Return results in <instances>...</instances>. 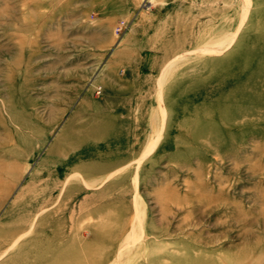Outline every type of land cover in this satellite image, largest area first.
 Returning a JSON list of instances; mask_svg holds the SVG:
<instances>
[{"label": "rangeland", "instance_id": "374dc122", "mask_svg": "<svg viewBox=\"0 0 264 264\" xmlns=\"http://www.w3.org/2000/svg\"><path fill=\"white\" fill-rule=\"evenodd\" d=\"M0 264H264V0H0Z\"/></svg>", "mask_w": 264, "mask_h": 264}, {"label": "bare ground", "instance_id": "6f19581e", "mask_svg": "<svg viewBox=\"0 0 264 264\" xmlns=\"http://www.w3.org/2000/svg\"><path fill=\"white\" fill-rule=\"evenodd\" d=\"M122 25H124V26L126 25V22L124 20L122 21ZM207 49H209V48H207Z\"/></svg>", "mask_w": 264, "mask_h": 264}, {"label": "built area", "instance_id": "2783aa9c", "mask_svg": "<svg viewBox=\"0 0 264 264\" xmlns=\"http://www.w3.org/2000/svg\"><path fill=\"white\" fill-rule=\"evenodd\" d=\"M119 26H122V21H120Z\"/></svg>", "mask_w": 264, "mask_h": 264}]
</instances>
